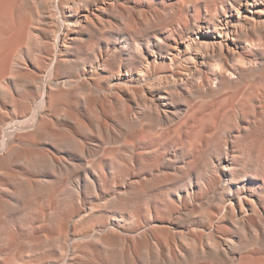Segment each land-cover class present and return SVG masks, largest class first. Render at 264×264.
Instances as JSON below:
<instances>
[{
  "label": "bare ground",
  "instance_id": "1",
  "mask_svg": "<svg viewBox=\"0 0 264 264\" xmlns=\"http://www.w3.org/2000/svg\"><path fill=\"white\" fill-rule=\"evenodd\" d=\"M214 1L0 0V264H264V166L191 103L257 98L264 0Z\"/></svg>",
  "mask_w": 264,
  "mask_h": 264
},
{
  "label": "rangeland",
  "instance_id": "2",
  "mask_svg": "<svg viewBox=\"0 0 264 264\" xmlns=\"http://www.w3.org/2000/svg\"><path fill=\"white\" fill-rule=\"evenodd\" d=\"M166 1V0H165ZM175 0H172V1H170V0H168V3H173ZM204 1H208V3H209V1L210 2H215L214 0H204ZM219 1H221V0H219ZM225 1H230V0H225ZM167 3V2H166ZM167 3V4H168ZM216 3V2H215ZM217 3H218V1H217ZM204 5H206V4H202L201 6H202V10H203V12H204V14H207V10H206V12L204 11L205 9H206V7L204 6ZM219 5H221V4H219L218 3V5H217V7H221V6H219ZM191 10V11H190ZM189 11L192 13V6L191 7H189ZM215 13V12H214ZM249 51L251 50L250 48L248 49ZM186 64V62L184 63L183 62V66ZM172 65V66H171ZM171 65H169V67L171 68V69H175V65H173V64H171ZM173 67V68H172ZM211 68H213V67H211ZM264 83V81H261V82H258V84L255 86V88H254V90H253V92H254V96L255 97H257V98H255V99H253L252 97V99L251 98H248V100L247 101H245V100H241V96H238V97H240V99L239 98H236L235 96H232L231 98L233 99V100H231L230 99V97H228V95L230 94V93H228L229 92V90H226V91H224V92H222V93H219V94H217V95H214V96H211L210 94H208V95H205V94H202V95H200V96H195V98H194V100L193 101H191V100H189V101H191V103H193V104H197V103H200L201 105H202V107H201V110H202V112H204L205 110V112L207 113V112H209L210 110L209 109H211L212 107H214V108H212V110L213 109H216V108H218V107H216V105H217V103H218V105L217 106H219V109H221L222 110V112H223V110H228V113H227V117H226V119L230 116V114L231 115H233L234 116V114H235V116L234 117H232V120H231V116L226 120V119H224L222 116L220 117L221 119V121L219 122V118L217 119L218 120V122L219 123H217V120H216V123H217V125H216V123H213V124H210V125H208V127H207V131H210L211 133V135H210V139H209V141H208V144H207V147L205 146V150H204V152H203V162H204V159L205 158H207L211 153H213L215 150H222V152L224 153V154H227V149H229V147H231V148H233V150H234V152H232V154H234L235 155V158H236V160L238 161V162H240L241 164H243V166H244V168L246 169V170H253V168H255V167H258L259 165V167H261V166H264V154H262L261 156H260V154L263 152L264 153V95H262L263 93H264V86H262V85H264L263 84ZM263 88H262V87ZM259 88V89H258ZM257 89H258V91H257ZM262 91H263V93H262ZM260 92L262 93V94H260ZM226 93V94H225ZM228 94V95H227ZM255 94H259L258 96H256ZM227 95V101L226 102H224V103H226V104H224V106L222 105L223 103H222V100L223 99H225L226 96ZM261 95H262V97H261ZM220 96H223V97H220ZM253 96V97H254ZM225 97V98H224ZM260 99H259V98ZM213 99L212 101L214 102V104L216 103V105H213V102H211L210 100L211 99ZM215 98V99H214ZM220 98V99H219ZM219 99V100H218ZM222 99V100H221ZM263 99V100H262ZM203 100V102L206 100V102H202L201 103V101ZM211 102H209V101ZM240 101L241 103H244V101H245V105L244 104H242L241 106H240V102H237L236 104L234 103V101L236 102V101ZM249 100H251L250 101V105H249V103H248V101ZM253 100V101H252ZM258 100H260V101H258ZM217 101V102H216ZM224 101V100H223ZM255 101L257 102V103H255ZM262 101V102H261ZM228 102V103H227ZM247 102V103H246ZM260 102V103H259ZM206 103V104H205ZM209 103V104H208ZM220 103H221V108H220ZM232 103V105H234L235 107H233L232 105H230ZM256 104V106H255V104ZM259 103V105L260 106H258L257 104ZM261 103L263 104L262 106H261ZM211 104V105H210ZM248 105V109H246V107H247V105ZM205 105V106H204ZM226 106H227V108L228 107H230L231 108V111L229 110L230 108H226ZM253 108H252V107ZM205 107V108H204ZM211 107V108H210ZM232 107H233V111H236V110H238V111H236V112H240V114H236V112L234 113H232ZM238 107H240L241 109H246V110H240V108H238ZM243 107H245V108H243ZM255 107H256V109H255ZM257 107H258V109H257ZM238 108V109H237ZM208 110V111H207ZM240 110V111H239ZM257 110V111H256ZM259 110V111H258ZM243 111V112H242ZM245 111H246V114H245ZM229 112H231V113H229ZM252 112V113H251ZM258 112H259V115H258V117H260V118H258L257 116H255V117H257V119H255V117L254 118H252L253 117V115H257L258 114ZM257 113V114H256ZM241 114H243V115H241ZM253 114V115H252ZM250 115H252V116H250ZM239 116H241L240 118H239ZM250 117H251V119H250ZM223 119V120H222ZM240 119V120H239ZM235 120V121H234ZM250 120V121H249ZM251 120H255V121H251ZM226 121V122H225ZM235 122H237V123H235ZM240 122V123H239ZM249 122V123H248ZM253 122V123H252ZM251 123V124H250ZM214 124H215V126L216 127H218V128H215V126H214ZM224 124H225V126H224ZM235 124V126H233ZM241 125H244L243 127H241ZM246 125H248V126H246ZM250 125V126H249ZM213 126V127H212ZM249 128H251V129H249ZM214 129V130H213ZM229 131H228V130ZM242 129V131H240ZM249 129V130H248ZM216 130H218V131H216ZM232 130V131H231ZM206 131V132H207ZM214 131V133H212ZM227 133H226V132ZM231 131V132H230ZM241 133H240V132ZM231 134H230V133ZM232 132H234V133H232ZM237 132L239 133V135L237 134ZM209 133V132H208ZM229 134V135H228ZM232 135V136H231ZM234 135V136H233ZM230 136V139L228 138ZM231 137H232V139H231ZM258 140V142H256ZM231 141V142H230ZM254 141V142H253ZM232 143V144H231ZM235 143V144H234ZM261 143H262V145H261ZM231 144V145H230ZM243 144V145H242ZM232 145H233V147H232ZM236 145H238V146H236ZM260 145H261V147H260ZM250 146V147H249ZM254 146V147H253ZM246 147V148H245ZM258 147H260V148H258ZM263 147V148H262ZM242 148V149H241ZM251 148H252V150H251ZM259 149V150H258ZM262 149V150H261ZM244 153H240L239 154V152H241V151ZM248 150H250L249 152H248ZM260 151H261V153H260ZM260 153V154H259ZM249 154V155H248ZM257 156V157H256ZM250 157V158H249ZM262 158V159H261ZM246 159V160H245ZM250 159V160H249ZM261 159V161H259ZM258 162H257V161ZM245 162V163H244ZM258 164V166H256V164ZM252 168V169H251Z\"/></svg>",
  "mask_w": 264,
  "mask_h": 264
}]
</instances>
